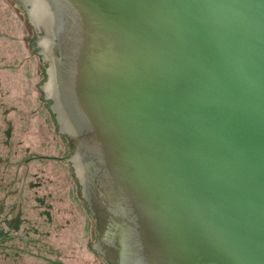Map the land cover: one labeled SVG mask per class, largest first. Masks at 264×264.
Instances as JSON below:
<instances>
[{"label": "water", "instance_id": "1", "mask_svg": "<svg viewBox=\"0 0 264 264\" xmlns=\"http://www.w3.org/2000/svg\"><path fill=\"white\" fill-rule=\"evenodd\" d=\"M10 1L77 264H264V0Z\"/></svg>", "mask_w": 264, "mask_h": 264}, {"label": "rangeland", "instance_id": "2", "mask_svg": "<svg viewBox=\"0 0 264 264\" xmlns=\"http://www.w3.org/2000/svg\"><path fill=\"white\" fill-rule=\"evenodd\" d=\"M0 264H77L10 0H0Z\"/></svg>", "mask_w": 264, "mask_h": 264}]
</instances>
